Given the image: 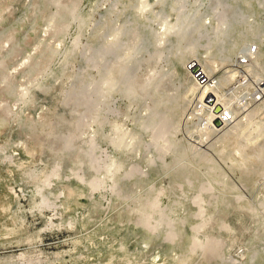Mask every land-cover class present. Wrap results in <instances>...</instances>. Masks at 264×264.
<instances>
[{
    "label": "rangeland",
    "instance_id": "374dc122",
    "mask_svg": "<svg viewBox=\"0 0 264 264\" xmlns=\"http://www.w3.org/2000/svg\"><path fill=\"white\" fill-rule=\"evenodd\" d=\"M258 78L264 0H0V264H264Z\"/></svg>",
    "mask_w": 264,
    "mask_h": 264
},
{
    "label": "bare ground",
    "instance_id": "6f19581e",
    "mask_svg": "<svg viewBox=\"0 0 264 264\" xmlns=\"http://www.w3.org/2000/svg\"><path fill=\"white\" fill-rule=\"evenodd\" d=\"M205 26V25H204ZM257 28H251L249 29L248 32L249 34L253 33ZM185 34V33H184ZM216 34V33H215ZM256 37V36H255ZM258 40V39H257ZM252 44L250 45H244L241 49H240V52L239 53H243V52H246L247 49H250ZM232 49L234 50V45H232ZM231 49V50H232ZM251 54V60L249 62V64L247 66H245V68L243 69H240V68H234V73L233 74H236V76H239L242 79H245V81H240V85H244L242 84L243 82H247L250 78H249V75L248 72L251 70V63L253 62L255 65H258L260 64V57L261 55L259 54V51H255L254 53H250ZM230 55V52L229 53H226L225 56L226 57H229ZM250 65V66H249ZM194 66H200V64L196 63L195 61H191L189 63V67L190 68H193ZM201 75H204V76H207L209 81L205 80L204 83H201V85L199 86L201 89H202V92H201V96L199 98V108L202 107V108H208V116L207 118H205L202 122H203V125L205 126H212V127H217L219 128L220 124L221 125H224V124H227V123H217L216 120H219V116L218 114L216 113L221 107V103L218 99V97L216 96V94H214V88L217 87V81L216 80H212L210 79V77L206 74V70L204 68H201ZM206 71V72H205ZM197 81V80H196ZM201 82V81H200ZM242 82V83H241ZM198 83V82H197ZM200 84V83H199ZM255 85L258 86V92L261 94V96L263 95V91H264V79L262 78H258L256 79V82H255ZM210 99H212L213 101H210L212 102V104H209L206 102V100L208 101V97H210ZM241 104V103H240ZM216 105H219V108L218 109H215L216 108ZM217 123H215L214 122ZM230 122V121H229Z\"/></svg>",
    "mask_w": 264,
    "mask_h": 264
},
{
    "label": "built area",
    "instance_id": "2783aa9c",
    "mask_svg": "<svg viewBox=\"0 0 264 264\" xmlns=\"http://www.w3.org/2000/svg\"><path fill=\"white\" fill-rule=\"evenodd\" d=\"M257 48H258L257 45H251L250 49H247L246 52L239 53L235 59L234 66H236L237 68H240V69H243L245 66H247L251 60V54L250 53H254L257 50ZM199 69H201V67L198 68V71L194 72V74L197 78H199L203 82V81L207 80L208 77L199 74ZM242 84H246V82H243ZM255 98H258V96ZM206 102L209 104H212V102H210V101L206 100ZM216 113L219 116V120H220L219 124L220 123H227V122L233 120L235 117V113L233 112V110L231 108H225L224 106L221 107Z\"/></svg>",
    "mask_w": 264,
    "mask_h": 264
},
{
    "label": "water",
    "instance_id": "95a60500",
    "mask_svg": "<svg viewBox=\"0 0 264 264\" xmlns=\"http://www.w3.org/2000/svg\"><path fill=\"white\" fill-rule=\"evenodd\" d=\"M192 71H193V72H197V71H198V66H194V67L192 68ZM210 98H211V96L207 98L208 101H212V99H210ZM218 108H219V105H216V108H215V109H218ZM216 122L219 123L218 120H216Z\"/></svg>",
    "mask_w": 264,
    "mask_h": 264
}]
</instances>
